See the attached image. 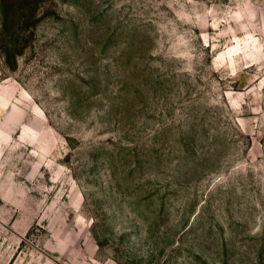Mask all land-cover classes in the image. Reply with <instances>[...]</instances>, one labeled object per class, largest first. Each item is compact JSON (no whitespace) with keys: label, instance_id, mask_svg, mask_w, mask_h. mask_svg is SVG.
Segmentation results:
<instances>
[{"label":"rangeland","instance_id":"rangeland-1","mask_svg":"<svg viewBox=\"0 0 264 264\" xmlns=\"http://www.w3.org/2000/svg\"><path fill=\"white\" fill-rule=\"evenodd\" d=\"M0 264H264V0H0Z\"/></svg>","mask_w":264,"mask_h":264}]
</instances>
